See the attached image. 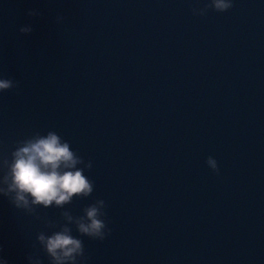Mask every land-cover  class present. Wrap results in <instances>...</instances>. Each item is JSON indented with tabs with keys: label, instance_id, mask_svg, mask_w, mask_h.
<instances>
[{
	"label": "water",
	"instance_id": "water-1",
	"mask_svg": "<svg viewBox=\"0 0 264 264\" xmlns=\"http://www.w3.org/2000/svg\"><path fill=\"white\" fill-rule=\"evenodd\" d=\"M207 2L0 0V77L19 81L0 159L55 131L92 162L89 197L37 208L63 223L105 201L103 241L72 226L82 264H264V0L193 14ZM57 230L0 195L8 264H49L36 235Z\"/></svg>",
	"mask_w": 264,
	"mask_h": 264
},
{
	"label": "clouds",
	"instance_id": "clouds-1",
	"mask_svg": "<svg viewBox=\"0 0 264 264\" xmlns=\"http://www.w3.org/2000/svg\"><path fill=\"white\" fill-rule=\"evenodd\" d=\"M232 0H208L202 9H193V14L204 15L211 8L216 12H225L232 8ZM29 16H38L36 10H30ZM64 19L57 15L56 22ZM19 33L30 34V25L22 26ZM19 81L0 77V93L17 88ZM207 166L218 172L217 161L208 157ZM83 165V167H78ZM92 162H85L55 131L46 135L35 133L30 138L17 142L9 158L0 159V195L9 198L10 203L26 215L36 220L43 219L44 226L56 229L51 234L44 231L36 235V241L46 254L49 264H82L85 259L83 241L72 235V226L81 235L103 241L110 229L103 217L106 203L97 199L82 209L83 215L74 216L70 211L60 213L63 223L51 221L37 215V208L55 207L63 209L73 198L82 199L91 195L94 183L84 175L90 170ZM29 264H42L36 254L27 257ZM0 264L8 261L0 258Z\"/></svg>",
	"mask_w": 264,
	"mask_h": 264
}]
</instances>
